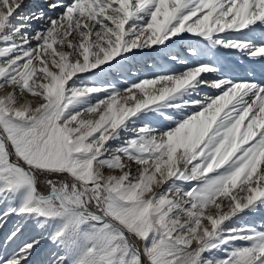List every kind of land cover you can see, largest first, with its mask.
Masks as SVG:
<instances>
[{
    "label": "rangeland",
    "instance_id": "rangeland-1",
    "mask_svg": "<svg viewBox=\"0 0 264 264\" xmlns=\"http://www.w3.org/2000/svg\"><path fill=\"white\" fill-rule=\"evenodd\" d=\"M236 2L0 0V264H264V134L243 132L242 96L223 107L264 66V12L240 29ZM245 75L257 124L264 74Z\"/></svg>",
    "mask_w": 264,
    "mask_h": 264
},
{
    "label": "bare ground",
    "instance_id": "bare-ground-1",
    "mask_svg": "<svg viewBox=\"0 0 264 264\" xmlns=\"http://www.w3.org/2000/svg\"><path fill=\"white\" fill-rule=\"evenodd\" d=\"M199 1V0H198ZM237 2H236V8H237V13H239L240 15H241V19H242V23L240 24V29L242 28H244V26L246 27V23H247V21H249V18L252 16V17H255V15H257L258 13L260 14V13H262V12H264V4H263V6L261 7L260 5L261 4H259L258 3V0H236ZM263 2V1H262ZM240 19V20H241ZM248 24V23H247ZM238 27V28H239ZM251 39H253V37H251ZM256 39H258V38H256ZM248 42V41H247ZM215 45V44H214ZM247 45V44H246ZM241 46V45H240ZM243 46H245L244 44H242V47ZM260 54V53H259ZM224 55H226V52L224 51ZM223 56V55H222ZM227 56V55H226ZM226 56H224V57H226ZM225 61V60H224ZM249 64V63H248ZM263 65V64H262ZM251 65L249 64V67H247V65H244L243 67H240V71H239V73L241 72V74H239L237 77H236V80H234L235 82H234V87H233V89H236V93H235V91L233 92L234 93V95H232L231 97H232V100H231V102L229 101L228 102V100H227V98H224L225 99V101H224V106L223 107H225V106H227V105H229V104H232V103H234L235 101H236V99H238L240 96H242V98L241 99H239L240 101V105L242 106V105H244L243 107H241V109L239 110V112H240V114L238 115V117H240V121H241V126H242V128H243V132H245V130L246 131H250V130H253V132H254V134H256V136H257V134L258 135H261V134H264V115H263V118H262V120H260V122L259 123H257V124H255L254 123V113H257V111L258 110H260L259 108H261V106H260V103H259V101L261 100V98L259 99V100H257V101H254V103H255V105L253 106V105H250V106H248V107H246V95L247 94H249V97H251L250 95V92H248L249 91V89L251 88V85H249L247 88H245V86L247 85V84H245V83H242V84H235L236 82H239L240 81V79H237V78H244V76H246L245 74H247V76L251 73V74H253V75H259V76H261L262 74H264L263 72H264V66H253L252 65V67H250ZM233 71H235V69L233 68H230L229 69V74H230V76L228 75V77L229 78H227V77H225L226 79L223 81V82H220V84L221 85H223V84H225L226 82H228V81H231V76L233 77L234 75H233ZM228 73V72H227ZM190 76V78H191V76H192V74H189L187 77H189ZM195 76V75H194ZM194 76H192V77H194ZM198 77H196V79L194 80V81H191L190 82V78H187L186 79V77L185 78H183V77H179L178 79H175L174 80V84L176 83V81L178 80V81H184V82H190L189 83V86H191V87H189L190 88V91H192V93L193 94H195V96H197V99H198V102H200V101H202V103H200V104H203V106H205L206 107V112L208 113V114H212V115H214L215 113H216V111H218V110H221V108H222V105L223 104H221L220 105V102H219V99L217 100V101H215V99L213 100V98L212 97H210V95L212 94L211 92H213L214 90H215V86L216 85H213L211 82H210V79L208 78V76H206L205 74H199V75H197ZM241 82V81H240ZM220 84H217V85H220ZM237 85H240V86H238L239 88H236V86ZM214 88V89H213ZM244 89V90H243ZM187 91V90H186ZM185 91V92H186ZM233 91V90H232ZM229 92V91H228ZM248 92V93H247ZM253 93V92H252ZM228 94H230V93H228ZM256 96L258 95V93H256L255 94ZM227 97V96H226ZM249 97H247V98H249ZM260 97H261V94H260ZM231 99V98H230ZM245 99V100H244ZM263 108V107H262ZM249 111H252L251 113H250V115L248 116V117H246L247 116V113L249 114ZM72 115V114H71ZM107 115L109 116V114L105 111L104 113H103V119L104 120H106L107 119ZM258 122V121H257ZM68 123V122H67ZM67 123H66V125H67ZM234 123H235V121H234V119H233V121L231 122V124H230V126H231V128H229L228 129V131H229V135H231L232 134V131L233 130H231L233 127V125H234ZM69 125V124H68ZM77 126V125H76ZM75 129H77L76 127H75ZM77 131H79V129H77ZM252 132V131H251ZM234 133V132H233ZM84 133L82 132L81 133V135H83ZM109 134H110V131L108 132L107 131V133L105 134V135H103L102 136V151H104V150H106L107 148H108V145H107V139H108V137H109ZM80 135V134H79ZM180 135V133L178 134V136L177 137H179V139L180 140H178L177 142L179 143L180 142V144L182 143V141H183V138L181 137V136H179ZM243 135H245L244 133H243ZM86 146L88 147H90V143H88V144H86ZM88 147V148H89ZM93 147V146H92ZM91 149H93V148H91ZM117 149V148H116ZM116 149L114 150V151H116ZM109 150V149H108ZM107 150V151H108ZM103 155H105L104 153H102ZM170 155H171V157H169V158H167L165 161H162V162H159V165L160 166H162V165H165V164H168L169 162H172V160H170V159H174V157H175V155H174V151L172 150V151H170ZM263 156H264V152H261L260 153V155H259V158H258V163H257V165H260L261 166V168H262V166H263V161H264V158H263ZM179 157H180V154H177V156L175 157V161H174V163H175V165L177 166L178 165V159H179ZM128 163V162H127ZM125 165H126V163H125ZM256 165V166H257ZM160 166H159V168H160ZM259 166V167H260ZM129 167V166H128ZM130 167H132L133 168V170L134 171H136V172H141V174H144L143 172H145L146 173V175H148V171H151L152 170V167H150L149 165L147 166V167H145V166H143L142 164H138L137 162H133L132 164H130ZM263 175V174H262ZM165 177H166V175L165 174H160L159 175V178H158V183H157V187H160V186H162L163 184H165V182H166V179H165ZM106 182V181H105ZM31 185H32V183H31ZM32 190H33V186H32ZM225 194V193H224ZM33 195H34V197H36L37 199H39L40 201L39 202H48V201H50L51 199H50V197L52 196V195H50V196H47V197H44V198H42V197H40V196H38L37 194H35V192H34V190H33ZM53 196H55L53 199H55L56 201H58L60 204H61V206L62 207H64L65 209H68V210H70V209H74L73 207H72V205L74 206V204L75 203H73L69 198H67L66 196H63V195H61L60 193H56V194H54ZM41 199H44V201L43 200H41ZM93 218H96V217H93ZM103 219V218H102ZM106 219H107V221L110 223V224H112V225H115V223H113L112 221H110L107 217H106ZM105 219V220H106ZM221 223V220H219L216 224H215V226H214V230L219 226V224ZM116 226V225H115ZM121 227H119V229H120ZM145 253H146V255L148 254V250H145V252H143V254L145 255Z\"/></svg>",
    "mask_w": 264,
    "mask_h": 264
},
{
    "label": "water",
    "instance_id": "water-1",
    "mask_svg": "<svg viewBox=\"0 0 264 264\" xmlns=\"http://www.w3.org/2000/svg\"><path fill=\"white\" fill-rule=\"evenodd\" d=\"M12 162H13V161H12ZM14 164H16L17 166H20V167L24 168V169L28 172L29 177H30V180H31V183H32V186H33V190H34L35 194H37V187H36L35 177H34V173H33L32 169L29 168V167H27V166H25V165H22V164L19 163V162H14ZM40 197H42V196H40ZM42 198H44V197H42ZM82 212H84V211H82ZM89 213H91V212H89ZM100 217L103 218V219H106L105 216H100ZM106 220H107V219H106ZM120 229L122 230V228H120ZM131 247H132V246H131ZM135 251L137 252V249H135ZM138 255H139V259H140V261L142 262V260H143V255H141L140 253H138Z\"/></svg>",
    "mask_w": 264,
    "mask_h": 264
}]
</instances>
